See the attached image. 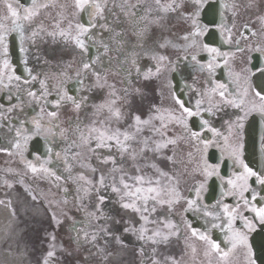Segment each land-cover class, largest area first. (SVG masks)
<instances>
[{
    "label": "snow or ice",
    "instance_id": "6c2138e0",
    "mask_svg": "<svg viewBox=\"0 0 264 264\" xmlns=\"http://www.w3.org/2000/svg\"><path fill=\"white\" fill-rule=\"evenodd\" d=\"M3 3L7 9V15L0 16V91L7 90L8 100L12 101L15 99L17 102L16 104H10L7 112H13L18 104H26L28 106L37 104L41 105V107L33 119L34 127L32 129L24 128V122L22 121L21 128L16 130L17 138L10 142L11 148H0V151L10 155L19 154L22 159H25V167L31 173L43 174L44 177H50L58 182L63 177L49 167L60 157V153L56 152L52 147V141L47 136L45 137L47 147L43 156L40 154L39 148L35 149V162L25 158L29 141L33 137L40 136L44 131L46 123L43 119L45 105L50 104L52 109H54L48 111L47 115L52 120H58V112L63 106L71 104L74 106L75 111L80 112L88 97H78L69 94L64 88L63 80H61L55 90L57 98L50 101L48 97L53 92L48 86L47 78L38 79V76L33 74V70L27 66V60L23 61L25 65L23 71L26 75L17 74L10 57V45H14L15 38L18 36L20 42L19 51L21 53L27 52L23 45L26 41L32 40L37 36L38 32L33 30L31 37H27L25 35V22H31L40 14L41 9L47 8L49 5L40 3L39 0H29L28 5L20 3L19 0H16V2L3 0ZM72 6L75 9L74 15H81V22L73 24L69 21L67 28H60L58 22L56 27L59 29L61 36L74 42L75 46L81 50L82 56H87L90 51L88 42L96 43L93 41L94 34L92 29L98 26L107 28L106 24H98L100 20L104 19L103 13L107 7V0H73ZM121 7L124 14L126 16L130 15L136 23L149 19L151 9L146 10L145 15L140 16L137 21L136 9L138 5L125 2ZM221 7H224V5H221ZM232 7H235V5ZM185 8L190 10L179 11ZM155 10L158 14L165 15L179 12L181 19L187 21L189 25L185 33L178 38L183 41L182 44L165 40L164 43L158 44V48L165 49L171 46L183 51L185 53L184 59L194 61L198 71H206L208 73L206 83L211 86L206 91L199 92L198 95L201 98L195 101L193 107H189L169 81L168 86L171 89L170 98L172 105L169 107L152 105L146 119H142L139 114H134L132 123L126 129L113 128L104 120H94L91 125L84 126L77 123L73 132L77 136V140L66 141L67 147L64 149L63 160L67 166L66 171L71 174L73 160L81 156V153L76 151L72 152L70 158L69 153L72 149H81L95 154L101 163H110L113 166V172L119 171L121 174L118 179L115 176L106 177L101 174L96 185L84 175H79L74 179L79 185L78 192L88 195L92 191L99 192L101 189L110 188L111 192L119 197L122 208L138 213L142 222L140 227L131 226L125 228L124 232L136 234L139 240L151 241L156 244L167 241L171 236H179L181 224L176 223L170 215L163 217L159 221L154 217L157 213V205L160 207L167 206L169 213H171L175 205L184 201L186 203L185 212L200 213L205 219L207 227L203 231L193 227L192 223L186 219L183 224L191 230L193 237L198 238L207 245L208 252H206V255L210 252H216L222 258H226L229 252L240 248L244 251L246 264H264V168L257 169L252 167L249 162H246L244 144L241 139L244 121L250 113L258 112L264 117V60L258 65H251L242 69L241 73H233L229 70L230 82L236 85V94L229 98V84L213 79L217 68L221 66V59L223 64L227 66L229 54L222 52L218 47L211 46L209 41L214 39L216 31L219 30L222 38H224V33H227L225 42L232 43V27L235 25L233 24L232 27H229L224 22L223 12L219 13L221 20L220 23H217V11L211 6L210 0H168L167 3L155 0ZM205 12H207L209 17L207 22L202 19V15ZM89 15L91 18L85 19ZM233 16H235V12H233ZM161 18V16L157 15V19ZM258 19L261 24H264V16L258 17ZM244 28L251 35H256L248 24H245ZM144 31L145 28L142 27L134 29V33L138 38V44L134 46V49L139 47V52L131 51L125 58L124 63L130 62L134 66L137 77L142 76L145 80L153 77L159 78L162 69L174 66L175 62L170 61L166 55L145 48L143 45ZM49 34L51 35L52 33ZM116 36L121 37V33H116ZM241 38H247L244 32L241 33ZM236 43L239 45L240 40H237ZM100 46L105 53L111 50L103 42L100 43ZM249 50L258 52L264 57V49L260 46ZM97 51L99 52V49ZM238 51H244V49L238 48ZM201 52L207 54V63H201ZM140 56L147 57L154 61V64L151 67L142 68L138 61ZM100 61L101 57L99 54L95 58L81 61V71L86 74L91 70L96 77L94 87H108L111 90L109 95L113 97L96 105L94 115L107 111L111 118L120 121L124 117L120 109L114 107L119 99L116 96L115 85L108 84L106 79L101 83V73L95 68ZM123 71L127 73L125 82L130 83L131 70L123 69ZM80 75L81 72H77V76L79 77ZM233 77L235 78L233 79ZM78 82L82 83V81ZM33 83H38L39 89H33L31 87ZM13 89H15V94H13ZM139 91L137 89V92ZM124 93L125 95L128 94L127 88L124 89ZM24 95L29 99L25 100L23 98ZM205 95L208 97L207 108L203 107ZM213 95L220 97V103L231 105L244 113L243 116H237L235 121L228 124L227 135L202 116L203 112L211 113L213 108L219 107L218 104L212 103ZM3 109L4 105L0 104V118H6ZM193 118H199L198 125L191 123ZM170 125H179L182 128V135L177 138L170 137L168 135ZM145 128L152 132L153 137L159 136V139H153L152 137L140 138ZM48 131L52 132L53 136H56L57 134H63L67 130L61 129L58 123H53ZM208 133L211 134L210 137L207 135ZM178 139H184L193 144L196 157L193 156L192 152H189L188 156L190 161L195 159L193 174L201 178L194 183L189 190L191 195L187 197L183 196L180 191L179 179L163 171L156 164L146 165V167H151L155 170L156 176L144 174L139 165H135V175H127L123 172L116 156L113 154V149H115L116 152L120 153L121 160L127 156L135 161L138 155L133 148V143L135 142L142 145L139 153L151 151L160 154L164 158V150L169 145H176ZM214 147L219 151V156L215 159L210 153V149ZM100 149H106L107 154L101 155L97 151ZM261 151L264 152V143L261 144ZM166 159L169 162H174L173 156H167ZM76 162L82 166H90L85 165L82 158L76 160ZM225 168H230V171H222ZM92 171H96L95 167H92ZM213 178L219 181L220 191L219 197L215 199V202L209 204L204 202V195L209 191V182ZM57 186L60 187V185ZM62 190L67 193V188ZM33 199L35 200L36 196H33ZM78 199L82 200L83 198L78 196ZM105 199L101 195L99 204L96 206V210L101 212V215L97 216L95 212H90L87 214L89 220L104 219L101 206ZM65 203H67V199H65ZM53 220L57 225L62 223V221L57 219L55 213H53ZM79 223L74 221L72 225V230L76 232L74 239L77 244H79L80 231L83 230L77 228ZM149 224L158 226L154 229H149L147 227ZM214 229H219L224 234L223 242L230 246L228 251H224L221 248V243L212 238L211 232ZM100 233L105 236L111 235L106 227H102L100 232L94 230L89 233L87 230H83L85 239L90 240L92 243L96 242ZM52 239L55 240V236ZM113 239L118 243L122 242L119 236H114ZM54 255V251H48L42 264H51L50 258L54 257Z\"/></svg>",
    "mask_w": 264,
    "mask_h": 264
},
{
    "label": "flooded vegetation",
    "instance_id": "af4514ba",
    "mask_svg": "<svg viewBox=\"0 0 264 264\" xmlns=\"http://www.w3.org/2000/svg\"><path fill=\"white\" fill-rule=\"evenodd\" d=\"M13 2H16V0H13ZM39 2L47 3L49 6L47 8L41 9L40 14L31 22H25V35L27 37H31L33 30L38 32L37 36H35L32 40L26 41V43L23 45L27 49V52L21 53L19 51L20 42L18 36L15 38L14 45H10V57L13 66L16 68L17 74L22 76L26 75V73L23 71L25 67L23 61L27 60V66L33 70V74L37 75L38 79H44L45 77L47 78L48 86L53 92V94L48 97L50 101L57 98L55 90L60 84L61 80H63L64 88L69 92V94L76 95L78 97L87 96L88 99L80 112L75 111L74 106L71 104L63 106L58 112V120H52V118L47 115L48 111L54 110L52 109L51 105L48 104L44 106L43 119L46 122L44 131L40 136L33 137L29 141L28 152L25 153V158L28 160L35 162V149L37 148L40 149V154L43 156L45 148L47 147L45 141L46 136L52 141V147L56 152L64 153V149L67 147L66 141L77 140V136L73 134L77 123H80L81 126H84L91 125L94 120H104L113 128L119 127L121 129H126L128 125L132 123V116L134 114L140 115V110L142 108L147 109L150 113L152 105H160L163 103V107L171 106L172 101L170 98L171 89L168 86L169 81L171 82V85L177 90L178 94L181 95L182 99L186 101L187 106L189 107H193L195 105V101L201 98L198 95L199 92L206 91L207 88L211 86L206 83L208 73L206 71H198L194 61H191L190 59H184L183 57L185 56V53L183 51H179L171 46L165 49L158 48V44L164 43L165 40H171L178 44L183 43V41L179 40L178 38L182 36L187 30L185 23H174V26L167 28L165 33L162 35L152 30V37L150 38L149 44V49L166 55L170 61L175 62L174 66H169L166 69H162V73L159 78L153 77L148 79V87L139 85L137 82V84L134 86L127 88V95H125L122 87L115 86L116 96L119 97V99L117 100V103L114 107L119 108L122 116L124 117L120 121L111 118L107 111H104L99 115H94L95 106L107 101L110 97L109 93L111 90L108 87H94L96 83V77L93 75L91 70H89L86 74L81 71V61H87L90 58H95L97 54H99L100 57L104 56V58L113 54L118 56V53L116 52L117 50L115 51V48L112 49L109 45L114 44V46H117V44L123 40L122 35L121 37L116 36V33H123L122 28H119L116 21L118 19L122 22L123 16L121 6L123 3H125V1L119 0V2H117V0H107V7L103 13L104 19L98 22V24H106L107 28H101L98 26L97 28L92 29L94 34L93 41L96 43L93 44L92 41L88 42L90 51L87 56H82L81 50L75 46L74 42L71 39H66L65 37L61 36L59 34V29L56 27L58 22L60 28H67L69 21H71L73 24L81 22V15H74L75 9L72 6L73 0H39ZM126 2L130 4H136L138 7L145 8V10L151 9L150 12L157 13L155 10V0H131ZM161 2L167 3L168 0H161ZM117 8H119V13H117ZM185 9H180L179 11H184ZM4 15H7V9L4 6L3 0H0V16ZM88 18H91L90 15L89 17H85V19ZM233 24L235 25L234 27H232ZM245 24H248L252 31L256 33L255 36L251 35L250 32L245 30ZM227 25L232 27V43H226L228 47L221 51L229 54L228 64L225 66L221 59V66L217 68L213 79L229 84V98H231L236 94V85L230 82L228 76L229 70H231L233 73H241L242 69L251 65H258L262 60H264V57H262L260 53L249 50L254 49L256 46H260L262 49H264V24L254 21H235L230 22ZM242 32L245 33V36L247 37L246 39L241 38ZM49 33L52 34L50 35ZM226 37L227 33L225 32L224 39ZM237 40H240L239 45L236 43ZM101 42L107 44L111 50L105 53L103 48L100 46ZM238 48H243L244 51H238ZM98 49L99 52L96 51ZM101 53L102 55H100ZM200 57L201 63H207L208 56L206 53L201 52ZM153 64L154 61H152V65ZM95 68L101 73V83H103L104 79H106L107 83H109L107 68L103 65H96ZM77 72H81L79 77L77 76ZM234 78L235 77H233V79ZM78 81H82V83H79ZM31 87L33 89H39V84L33 83ZM137 89L140 91L137 92ZM13 94H15V89H13ZM7 97V90L0 91V104L4 105L3 113L6 117L0 118V148H11L10 142L17 138L16 130L21 128L22 121L24 122V128L32 129L34 127L33 119L36 117V114L40 111L41 107V105L37 104H33L32 106L18 104L16 109L9 113L7 112L9 105L16 104L17 102L15 99L9 101ZM23 98L25 100L29 99L26 95H24ZM204 100L205 103L203 107L207 108V95H205ZM212 103L218 104L219 107L213 108L211 113L206 111L203 112L202 116L204 119L209 120L214 127L220 129L225 135H227L228 124L235 121L237 116H243L244 113L240 109L234 108L231 105H224L220 103V97L218 95L212 96ZM53 123H58L61 129L67 131H65L63 134H57L56 136H53L52 132L48 131V129L51 127V124ZM191 123L198 125L199 118H193ZM168 135L173 138L180 137L182 135V128L179 125H170ZM207 135L209 137L211 136L210 133ZM241 139L244 144V156L246 162H249L254 168H264V152L261 151V144L264 143V117H262L258 112L250 113L244 121V127L241 131ZM178 141H184V139H178ZM133 148L137 152L138 144L134 142ZM76 151H79L81 156L76 157V159L73 160V169H80L78 165L80 163H77L76 160L82 158L85 165H90L87 167L83 166V168L87 172L88 179L92 180L94 185H96V182L98 181L101 174L105 175L106 177L115 176L117 179L119 178L121 173L119 171L113 172V166L110 163H101L95 154L88 153L81 149H72L69 153V157L71 158L72 152ZM97 151L101 155L107 154L106 149H100ZM83 152H85V154H82ZM210 153L213 159L219 156V151L216 147L210 149ZM113 154L116 156L118 164L123 169V172L124 170L126 171L134 167L133 164L136 160L133 161L127 156L121 160L120 153L116 152L115 149H113ZM49 167L52 168L53 165H50ZM92 167H95V172L92 171ZM222 171L228 172L230 171V168H225ZM43 179V174H33L25 167V159H22L19 154L10 155L6 152L0 151L1 202L3 201L2 195L6 189H9L10 192H13L17 200H25L26 191L28 189L34 190L36 188H43ZM213 179L219 184L218 180L215 178ZM56 184V182H47V187L52 188L53 186H56ZM98 194L99 192L92 191L82 200H72L81 202L84 205L85 211L87 213L95 212L97 216H100L101 212L96 210V206L99 204V197L97 196ZM218 197L219 194L216 198ZM57 200L61 201V199ZM63 200L65 201V199ZM214 202L215 200L211 203ZM20 207L21 206L12 207L15 223L17 224L14 233L21 238H25L29 233H32L29 235L37 238V236L41 235L42 233V227L39 229L36 227L33 228L34 230L26 231V224H22L20 219ZM101 207L103 212V205ZM59 209L63 210L65 213H71L74 211V208L66 206H62ZM192 214L197 216L198 220L203 218L200 213L193 212ZM120 219L123 220L124 218L120 217ZM125 223L127 226L131 227L129 223ZM100 229L92 227V231L95 230L100 232ZM100 235H102V233H100ZM213 235H216L218 238L222 239V249L224 251H228L230 246L223 242L224 234L220 232L219 229H214L211 232V236ZM222 259L223 264H246L244 251L240 248L229 252L228 256Z\"/></svg>",
    "mask_w": 264,
    "mask_h": 264
},
{
    "label": "rangeland",
    "instance_id": "374dc122",
    "mask_svg": "<svg viewBox=\"0 0 264 264\" xmlns=\"http://www.w3.org/2000/svg\"><path fill=\"white\" fill-rule=\"evenodd\" d=\"M131 1V0H124ZM119 2V0H117ZM226 3V14H227V21L233 22V21H259L258 17L264 16V0H225ZM235 5V7H232ZM260 7V11L262 13H259L257 8ZM190 10V9H188ZM187 10V11H188ZM137 18L138 21L140 16L145 15L144 10L137 9ZM233 12H235V16H233ZM117 13H119V8H117ZM116 13V15H117ZM123 14V20H122V28L124 30V38L126 40L125 45H130L131 47L133 44H138V38L134 33V29L138 28H145V31L143 33V44H147L149 41L150 30L154 29L160 32H164L165 28H171L173 27L171 24L182 22L183 19L179 16V13H169V14H158L149 12V19L147 21H141L139 23H136V21L133 20V18L128 15L126 16L124 12ZM157 15L161 16V19H157ZM117 24H121V21L117 20ZM108 67L112 69H120V66L122 65L125 69L131 70L132 76L130 78L131 82L122 83V86L125 88L131 87L135 85V82L139 79L137 78L135 68L134 66L128 62L124 63V61H121V65L119 61H116L114 58H107L106 59ZM130 61V57H129ZM139 64L142 68H147L149 64V59L144 56L138 57ZM101 64V62H99ZM123 71V70H122ZM109 76H113L116 79V85H120V81L124 80L126 81L127 73H122L121 75L108 72ZM142 77V76H140ZM137 78V79H135ZM135 79V80H134ZM110 84V83H108ZM147 84V82H146ZM113 85V84H110ZM148 85V84H147ZM122 87V90L125 88ZM163 96V94H162ZM109 99H112L109 97ZM108 99V100H109ZM141 117L147 118L149 115L148 110L142 108L140 110ZM148 114V115H147ZM158 125V124H157ZM144 133V134H143ZM141 134L140 138L143 137H152L153 139H159V136L153 137L152 132L148 131V128H145V131ZM150 133V134H149ZM142 145L138 144V148L140 149ZM138 149V162L137 165L141 167V170L144 174L150 175V176H156L157 173L154 169L151 167H146V165L150 164H156L160 169H162L165 172H168L170 175H174L179 179V188L183 196H186L187 190L192 186L195 178V174H193V168L195 167V159L192 161L189 160L188 153L192 152L193 156L195 155V150L189 141H182L177 142L176 145H169L167 149L164 150L163 157L160 156V154L147 151L144 153H139ZM167 156H173L174 162H169L166 157ZM66 165V164H65ZM127 175H135L136 174V168L131 171L128 170ZM79 175L85 174L80 173L76 171L75 173L73 170H71V174L69 172H64L63 179H61L60 183L57 185H60V187L55 186L54 192H48L50 194V197H47V192L44 190L45 195L43 197H47L46 200L43 202H39L38 204L43 203L44 210L41 209V212L43 213L44 217H48V212L53 220V210H57L59 212V216L57 217L58 220L62 221L61 224L57 225L54 220V225L52 226L51 232L49 234H45V230L43 229V235H42V242L39 240V235L37 236V240H33L34 245L33 249H38L37 251L32 250L31 248H27L25 250V254L23 253L24 259H22V264H30L34 262H43V260L46 258V254L48 251H54L55 255L54 257L50 258V260H54L55 264H90V257L91 254L88 253L89 250L92 252V255L99 256L101 251L99 248H96L94 250L91 249V243L90 240H86L83 235V230H87L90 233V225L91 223H95V228L100 229L102 227H106L111 235L103 236L101 238H98L97 240L101 241L105 246H102L103 249H107L108 251L112 250V255H116L117 257L111 261H108L107 264H133L132 261V255L134 253V247L138 248V245H144L146 246L151 252V258L149 259V263L147 264H222L223 259L220 255H218L216 252H210L206 255V252H208L207 245L199 240L196 237H193L191 235V230L186 231L185 238L177 239L176 236H171L170 239L167 241H162L155 244V248L151 249L148 246L152 243L151 241H142L137 239V235L133 234L132 232H124L119 228V223L116 222L114 218V209L116 206H113L109 204L108 202L112 197H115V193L111 192V189H105L101 190V194H99V197L103 195L106 199L105 203H108L107 205V216H104V219L101 220H89L88 217L84 214H76L75 217L72 214L64 213L63 210L59 209L58 207H55L51 202L47 201V199L57 198L62 199L65 198L63 194V188H67V193L71 192L69 195L70 198H78L79 197H86V195L83 192H78V183L75 181V177ZM48 181H54L50 177H46ZM74 181V182H73ZM57 182V181H55ZM82 183V182H81ZM44 186H47L44 182ZM40 190V189H39ZM35 190V193L38 197H40V191ZM51 190V189H50ZM32 195V194H31ZM60 203V202H57ZM78 204V202H77ZM157 207V213L155 214L156 220L162 219L163 217L167 216L168 210L167 206L160 207L159 205ZM186 203L184 201H181L179 204L175 205L172 212L170 213L172 219L175 222H179L180 216L182 215L183 209H185ZM105 208V207H104ZM48 210V211H47ZM122 213L128 215L129 212L122 211ZM147 215V213H145ZM74 219H79L84 222V225H82L83 229L80 232L79 236V244L75 242V235H72L67 231V226L71 225ZM140 220V219H139ZM29 225L25 226L26 231L34 230L33 228L38 227L35 225L33 220L29 217L27 220ZM104 222V225H103ZM141 221L139 224L141 225ZM136 226L138 224H135ZM153 227H157L156 224H149ZM121 227V226H120ZM32 234V233H29ZM27 235L23 242L25 245L26 241V247L30 244L29 240H26V238L30 235ZM55 236V240L52 239V237ZM114 236H119L121 241L118 243L115 239H113ZM15 256L20 255L19 253L15 252ZM22 255V254H21Z\"/></svg>",
    "mask_w": 264,
    "mask_h": 264
},
{
    "label": "bare ground",
    "instance_id": "6f19581e",
    "mask_svg": "<svg viewBox=\"0 0 264 264\" xmlns=\"http://www.w3.org/2000/svg\"><path fill=\"white\" fill-rule=\"evenodd\" d=\"M10 202H15L13 195L10 196ZM11 208L12 206L7 201L0 203V249L3 245H6V247L12 246L17 236L14 233L16 229V223L11 212ZM28 213L35 221L42 223L44 222L39 207L36 204L28 206ZM21 260V254L15 256L13 252L0 250V261L5 264H21Z\"/></svg>",
    "mask_w": 264,
    "mask_h": 264
},
{
    "label": "water",
    "instance_id": "95a60500",
    "mask_svg": "<svg viewBox=\"0 0 264 264\" xmlns=\"http://www.w3.org/2000/svg\"><path fill=\"white\" fill-rule=\"evenodd\" d=\"M210 3H211V6H212L213 8H215L216 11H217V16H216V21H217V23H220L221 17H220V15H219V13L221 12V10H222V8H223V7H221L222 2H221V0H216L215 2H210ZM208 18H209V17H208V14H207V12H205V14L202 15V19H203L205 22H207ZM216 37H217V36L215 35V36H214V39L211 40V41H209V42L217 43Z\"/></svg>",
    "mask_w": 264,
    "mask_h": 264
}]
</instances>
